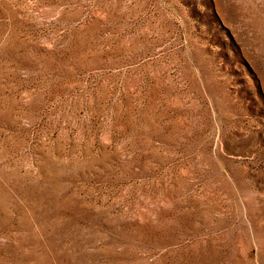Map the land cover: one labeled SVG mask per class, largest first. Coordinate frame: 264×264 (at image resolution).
<instances>
[{"label":"rangeland","instance_id":"obj_1","mask_svg":"<svg viewBox=\"0 0 264 264\" xmlns=\"http://www.w3.org/2000/svg\"><path fill=\"white\" fill-rule=\"evenodd\" d=\"M0 264H264V0H0Z\"/></svg>","mask_w":264,"mask_h":264}]
</instances>
